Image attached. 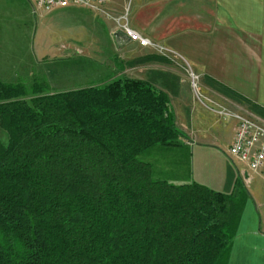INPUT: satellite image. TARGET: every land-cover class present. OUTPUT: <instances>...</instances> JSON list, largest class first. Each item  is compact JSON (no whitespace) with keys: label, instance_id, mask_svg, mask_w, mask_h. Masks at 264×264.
Wrapping results in <instances>:
<instances>
[{"label":"trees","instance_id":"16d2710c","mask_svg":"<svg viewBox=\"0 0 264 264\" xmlns=\"http://www.w3.org/2000/svg\"><path fill=\"white\" fill-rule=\"evenodd\" d=\"M0 264H226L246 192L155 180L182 146L168 97L126 76L0 82Z\"/></svg>","mask_w":264,"mask_h":264},{"label":"crops","instance_id":"0c3cea01","mask_svg":"<svg viewBox=\"0 0 264 264\" xmlns=\"http://www.w3.org/2000/svg\"><path fill=\"white\" fill-rule=\"evenodd\" d=\"M65 9L38 13L85 15L87 28L71 34L77 39L81 31L85 45H62L50 56L41 48L37 66L82 58L90 66L76 75L87 84L123 75L163 92L184 135L181 147L168 149L180 155L168 164V182L229 194L239 179L246 198L226 264H264V177L228 155L235 116L264 125V0H110L99 12ZM124 25L150 45L129 41L119 30ZM17 52L18 41L0 37V82L29 74L28 54ZM37 74L58 78L56 70Z\"/></svg>","mask_w":264,"mask_h":264},{"label":"rangeland","instance_id":"374dc122","mask_svg":"<svg viewBox=\"0 0 264 264\" xmlns=\"http://www.w3.org/2000/svg\"><path fill=\"white\" fill-rule=\"evenodd\" d=\"M71 8L65 9V11L71 12ZM38 12L40 11L33 8L31 0H0V37L18 41V56L20 58L22 54L25 58L27 53L30 66L28 75H18L17 78H12L14 80L10 83L20 82L29 86L32 84L33 78L40 77L47 83L49 90L52 92L63 91L61 90L63 88H67L68 91L90 86L91 83H85L88 80L87 77L76 75L90 66L82 58H76L73 62H56L46 59L43 65L38 66L35 60V56H38V51L41 48L50 56L53 51L57 52V48L62 45L84 47L85 37L80 34L81 31H78L77 39L71 34L76 30L87 28L86 16L77 11L71 13L73 17L70 15L59 16L58 13L42 15ZM69 12L67 14H70ZM84 62L86 63L84 64ZM42 68L51 71L56 70L57 81L55 83L48 82V79L43 75H38L37 72L42 71ZM100 69L102 72H100ZM100 69L99 72L103 75L107 72L106 68ZM7 142L6 132L0 129V143L6 146ZM178 158H180V155L176 151L170 154L167 149L159 146L150 149L141 157L142 160L151 163L155 180L167 182L168 164L172 165L174 160Z\"/></svg>","mask_w":264,"mask_h":264},{"label":"built area","instance_id":"2783aa9c","mask_svg":"<svg viewBox=\"0 0 264 264\" xmlns=\"http://www.w3.org/2000/svg\"><path fill=\"white\" fill-rule=\"evenodd\" d=\"M37 11H53L69 7H81L91 12H99L110 0H31ZM119 30L133 43L148 46V40L135 33L127 25L120 26ZM192 86L198 76L191 74ZM238 121L228 155L245 164L252 172L264 177V125L256 120L235 116Z\"/></svg>","mask_w":264,"mask_h":264}]
</instances>
